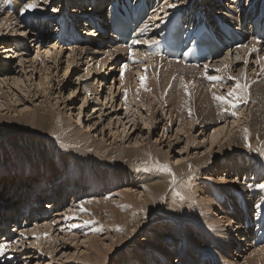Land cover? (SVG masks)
I'll list each match as a JSON object with an SVG mask.
<instances>
[{
  "label": "bare ground",
  "instance_id": "1",
  "mask_svg": "<svg viewBox=\"0 0 264 264\" xmlns=\"http://www.w3.org/2000/svg\"><path fill=\"white\" fill-rule=\"evenodd\" d=\"M7 1L8 0H0V9H1L0 12L3 13V11H4V13L6 15L11 14V17L13 15L16 16V19L18 20L17 22L19 23V25L23 26L22 30H18V31L20 34H22V36H24V38L19 39L18 41L17 40L14 41L15 39H17L19 37L16 34L17 31H15L13 34V37L12 38L9 37L8 40H6V44L3 45L2 49L5 50V52H4L5 55H7L8 53L9 54L11 53L12 55L19 54V51H17V47H20L21 43L28 48H30L32 46L31 43H34L33 47L35 45L39 46V47H37V50H36V51H38V52H36L38 55L41 52L40 51L41 47H46L45 48V51L47 50L46 55H49L51 52H53L51 54L53 56L52 57L53 61H55L54 56L56 57L57 54L62 53L64 50H68L70 53V59L68 60V62L71 64L69 66V63H68V65H67V67L63 73V74H65V76L67 78L66 73L69 72V67H71V65H73L72 64V63H74L73 60L74 61L77 60L76 56H80V55H82L83 52H85L87 58L90 57V62L95 61L92 64V68L90 70H87L85 75L89 76L91 71H93V70L100 73V74H93L94 76L99 75V79H96L97 80V83H96L97 86L92 87V89L88 88L92 82L88 83L90 85H88V84L82 85V83H81V88L82 87L87 88V89H82L84 94H85L84 99H87L88 94L94 95V96L99 95V97H100V94L102 93L103 96H105V101L108 100V102L106 104H109L115 100V98L113 97L112 94H113V90L115 89L114 82L116 80H115V76H114L112 82L108 85V87H106V85L103 83V80H107L108 81L107 84L109 83V80H108L107 74L105 72H102V70L108 65V68H110L109 72L112 71V73H114L113 69L116 68V66H115V63H112V60L118 61L119 58H120V60L122 58L126 59L127 56L123 55V54H130L131 56H136L137 59L139 57H142L144 59L146 58V60L144 62L147 64L145 66H142V67L137 69V71H138V75H136L137 78L135 77L134 79H132V77H131V82H130V80H129V82H125L123 79L120 80L119 85L121 86V89H123L119 95L120 104H122L121 107H126L125 109H127L128 118L132 117V115H130L131 110H129V108H131V105L132 104L137 105V104L142 103V105L138 108L137 111H140V112L142 111V116H143L144 111H148V115L145 117V119H147V117H151V123L146 124L147 120H149V119L145 120L143 123L147 126L152 124V132H150V134L153 135L154 134L153 131L156 130L155 116L153 115L156 107L158 105H160L161 107L164 106V107H162L164 109L166 107L171 106L173 108V110H171L170 116L172 115V113L176 114V118L178 120H180L179 127H181L183 125L179 129H183L185 127V125L193 128L194 122H196V123L199 122L198 126H197L199 129L202 126L206 127L208 125H212V126L214 125L215 126L214 129H216V130H215V133H213V135H216V136H222L223 134H225L226 136L231 135L230 137H226V138H228V140L226 142L227 144H225V145L223 144L224 146L222 148V149L228 150L227 153H231L234 151H247L248 153L250 152V153H252V155L257 157V159H258V157L259 158L261 157L260 155L263 152H260L261 148H259V147L257 148V146L264 147V103H260V102L264 101V85H261L259 82H258V84H260V85L256 84L255 83L256 79H254V78L255 77L261 78L260 77L261 74H264V0H244V2L241 4L242 6L241 5L238 6L236 0H228V3L224 4V6H226V7L220 5L221 0H147L148 10H149L150 14L152 15V17L150 15V20H146L144 25H141L138 27L143 35H140L139 39H137V40H140L142 42H151V45H152L151 47H149L148 43L134 44L133 42H131L127 45H121L120 43H118L117 40L112 38L111 35L105 34L106 36L110 37V38H108L105 35H101L100 33H98V31L96 30V27H95L97 24L95 22L90 21V25H89L88 20H92V19H94V17H90L92 14L89 13V10L92 6H89L88 8H86V4H87L86 0H72L71 2H72L73 6H75V5H76V7L81 6V8L78 11H74V12L71 11L72 14H70L69 10L67 9L68 4L71 2L69 1V3H68L67 0H61L60 3H55V6H56V4H57V6L54 8V10L52 9L49 11V8H48V10H46V11H44V13H42L41 8L37 7L34 11L24 12L23 14H21L22 8H18V4L23 2V1L11 0V4L15 8L12 12H9L6 10L7 9L6 8ZM42 1L43 0H32V2H34V3L38 2V4H39L38 6L42 5ZM111 1L112 0H94V5L97 6V11H99V10L104 11V9L107 8L106 2H108L110 4V3L115 2L116 0H113L112 2ZM164 1H166V2L164 3ZM193 2L195 3V9H194V11H189V9L191 8V3H193ZM223 2H227V0H223ZM43 3H45V2H43ZM173 4L175 5V7H169V5H173ZM83 5H85V6H83ZM83 8H85V12H83V10H82ZM151 8H154V9H151ZM72 10H74V8H72ZM36 11H39V12H36ZM227 11H229V12L226 14L225 12H227ZM32 12H34V13H32ZM198 13H200L201 15L202 14L206 15L205 18L207 20V24H210V23L212 24L210 26V28H218L219 27V25L214 23L216 16H222L225 20L228 21V22H225V24L230 25V26H232V25L238 26L240 23L244 22V24H246V25L244 27H242L241 29H238V31H241L240 36L239 35H237L236 37L234 36V39L235 38H243L244 41L241 44L232 46L233 45V39L230 42H228L227 39L223 40V38L225 37L224 36V29L221 28L219 31H217V34H218L217 43L214 44V46H217L216 49L219 50V52L216 54V56H214V58L212 60H210V58L204 59V58L197 56V60H199L198 63H189V62H187L186 58L179 60L180 61L179 62L178 60L169 59L168 57L165 56V54H159V49L161 48V45L165 41H167V36L172 34V32L170 31V27L172 25H175L176 27L179 28L178 31L175 33L176 37H179V38L182 36L184 30H187L188 33L191 32L192 30L195 31V29L197 28V26L199 24V22L197 21L198 18H196ZM100 14H101V12H97L95 18L98 19V21H100L101 24H103L102 22L104 20L100 16ZM20 15L22 16V19L19 18ZM87 15H89V16H87ZM83 17H85V20H86V21H84L83 26H85V27L89 26L90 31H92L91 32L92 34L89 33L88 34L89 36L81 37V35L77 33V32H80V29L77 28V26H75V25H79L80 24L79 20H81ZM10 21L11 22L7 23V24H9V26L12 24L14 19L12 18ZM178 21H180V22H178ZM128 23H129L128 24L129 26L130 25H133V26L136 25L135 22L131 23L130 21H128ZM73 25L75 26V29L77 31L73 30ZM108 25H109L108 23H104L103 28H105V29L108 28ZM83 26H82V28H83ZM80 28H81V26H80ZM50 29H53V31H51ZM73 31H74V33L77 34V36H76V34L73 33ZM80 33H83V32H80ZM63 34H70V38L68 40H66L65 42L58 39V36L63 35ZM6 35H8V34H6ZM22 36L20 35V37H22ZM29 36H33V37H30V39H31L30 42H29ZM102 36H105V37L102 38ZM86 39H89L87 41L86 45L84 44V45L77 46L78 44L86 41ZM99 39L103 42L101 45L98 44V46L102 50H95L94 48H95V46H97ZM206 40L207 39L199 40L197 48H195V52L197 54H199V52H201L204 49V47L206 46ZM43 41H45V42H43ZM167 42L171 43V44L174 43V41H172V40H169ZM61 44H63V45H61ZM11 45L13 46V48L11 47ZM71 45H73V46H71ZM68 46H70L72 48H65ZM115 46H118V47H115ZM125 46H127V47H125ZM192 46H193L192 43L188 44V49H187L186 53H189L191 51ZM112 47H115L118 50L103 51L106 48H112ZM124 48L131 50V51H134V52H128L127 50H124ZM253 49H255V51H253ZM178 51H180V50H177V52ZM222 52L226 53V55L223 58L220 56L221 55L220 53H222ZM218 54H220L219 57H217ZM240 54H244V55H241L242 57H240ZM233 55H235V58H233ZM98 56H104V58L97 61L96 59ZM17 57H19V58L24 57V59L25 58L29 59L30 55L25 57L24 52H22V54L18 55ZM49 57H51V56H49ZM254 58H256V59H254ZM45 60H48V59H45ZM216 60H218V61H216ZM251 60H254V61L256 60V62H254V61L252 62L253 66L255 64H258L261 66L262 70L260 72H257L258 66L257 67L252 66V68L251 67L249 68V63ZM34 61L36 62V59ZM129 61L131 62L133 60H129ZM184 62H186V63H184ZM1 63L6 64L9 62H8V59L4 58V62H1ZM36 63H38V62H36ZM36 63H34V64H36ZM53 63L49 67L45 66L46 70H48V69L50 70L51 67H53V65H54ZM75 63H76V61H75ZM183 63L186 64V67L182 66ZM200 63H202V64H200ZM209 64H211V65L209 66ZM242 64L244 65V68L240 70L239 75L234 76L232 74L233 73L232 70L236 69L237 66L239 67V65H242ZM21 65L23 66V64H21ZM31 65H33V62L31 63ZM93 65H96V66L93 67ZM205 66H207V67H205ZM71 68H73V66ZM67 69H68V71H67ZM7 70H8V68H7ZM35 70H34V73L37 72ZM46 70L44 71L45 73L47 72ZM217 70H219V71H217ZM250 71H254V72L248 74V72H250ZM163 72L165 73L167 78H175L177 76V74H179V72L183 73L184 75L182 76V78L186 79V77H188V78L193 79L192 84L193 85L195 84L197 87L202 85L201 82L204 79H207L206 76H217L220 79L224 78V82H225V78L226 79L230 78V77L232 78L234 76L232 78V80H234L235 83L232 80L231 81L229 79L226 80L227 83H229L228 81H230V84H232V85H233V83L236 84L237 82H240L241 84H247V85H249V83L251 85L255 83L253 86H251V85L248 86V97H247V102L245 103L246 105L247 104L249 105L246 108H248L247 111H249L248 114H250L251 124H249V126L247 128H245L247 126V125H245L243 127L244 129L236 130L235 133L233 131L236 129L235 127H233V128L231 127L232 130L229 132H228L227 128H226V132H225V127H219V124H221L219 122L220 120L223 121L224 123H226L228 117L229 118L232 117L233 114L230 115V112L232 113V111H230V109H232V108L230 106H227V105H222L213 99V95L216 93V91H215L214 87H207L206 86V83H208V82H206L204 84L205 87H207V88L206 89L204 88V90H206V91L204 92L200 102H196L197 101V99L195 98L196 94H194V92H195L194 88H196V90H197V87H194V88L191 87L190 83L184 84L183 80H181L180 83L175 84V85H170L167 81L165 83H162L159 86H157V84H155L157 86V88L155 86L154 87L152 86L151 89H147V86H145L146 83L143 84V88H138L135 86V84L137 85V82L141 77H144V79H145V77L147 76L148 79H152L156 75L161 74ZM213 72L215 73V75H211ZM21 74H22V72H21ZM33 75L34 74H32L31 76L34 77ZM39 76H40L39 77L40 79H39L38 83H39L40 87L45 86L43 88V92L45 93L49 90L46 88V85H47V84H45L46 80L48 82H51L49 80L54 81L55 79H54V77H53L54 80L51 78H47V77L51 76L50 73H46V76H44V79L46 77L45 81L42 78V74L39 73ZM63 76L64 75H62V78H63ZM65 76H64V79L66 80ZM86 76L83 75L82 79H84V77H86ZM243 76L246 77L244 79L245 81H243ZM249 77H251V79H249ZM27 79H28V76H27ZM3 80L5 81V79H3ZM78 80L80 81L81 78H78L77 81ZM24 81H25V87H26V95L30 96L31 95V89H30V85H28V80L26 81V79L23 81L19 80L17 82L15 81V79H13L12 83L10 84V88H13L12 85L18 86L19 84L24 83ZM218 82H219V80H218ZM59 83L55 84L53 87L59 86ZM34 84H36V83H34ZM3 85H4V83H3ZM225 85H224V87H225ZM141 86H142V84H141ZM218 86H220V85H218ZM222 87H223V85H222ZM234 87H235V85L232 88H234ZM37 88H38V86H37ZM102 88H104V89L106 88V91L104 92L103 91L104 89L101 90ZM192 88L194 90H192ZM232 88L229 90H232ZM207 89H210L211 92H212V89H214L213 90L214 94L211 92H207L208 91ZM216 89H219V88H216ZM223 89L225 90V88H223ZM227 89L228 88H226V90ZM257 89H259V91H256ZM52 90H54V88H52L50 90V92H52ZM78 90H79L78 86L75 89L74 88L71 89L70 96H74ZM229 90H227V91H229ZM56 91H57V94H62L63 90H61V88H59V89H56ZM118 91H119V89H118ZM37 92H39V91H36V94L32 95V97H37L38 96ZM218 93L220 94V92L218 91L216 96H219ZM40 94H42V91ZM125 94H127L126 99H125ZM29 98H31V97H29ZM93 98H95V99H93L94 101L97 100L96 97H93ZM4 99L6 101L7 98H4ZM29 100L31 101V99H29ZM91 100H92V98H91ZM5 101L1 102L0 108L6 107L8 109L10 107L11 103L5 102ZM45 105H46L45 102H41L39 106H36L37 107V108H35L36 110L34 109V111H36V112L35 113L32 112L35 115H32V114L29 115L28 110L27 111L24 110L25 112L22 111V113L28 112V114L22 115L21 117H19L20 115H18L15 118H6V119H8V121L9 120H11V121L17 120V123L20 125L19 127H21V128H24V127L25 128H31V127L37 128L38 127L40 129H42L43 131L49 130V127L47 128V126H50L52 124L54 125V123H52L51 122L52 120L50 121V119H55V120L57 119V121H56L57 129L54 130V127H53L52 130H49L48 132L50 134L52 131L51 134H53V136H57V134L60 133V135L62 137H64V142H65V140H66L65 137L68 138V136H70L67 133L69 126L64 125L63 123L65 121L63 122V120H61L59 118V116H58V118H55L56 114L52 113L48 106H47L48 109H46L44 107ZM241 106L242 105H240L235 110L240 109ZM112 107H113V105L111 106V108ZM15 108L16 107H13V108L10 107V109H13V110H15V112H18L17 108L16 109ZM10 109H8V110L10 111ZM244 109H245V106H244ZM100 110H102V109H100ZM215 112H217V113L219 112L218 116L215 114L216 118H214ZM80 115H82L81 110L78 113L79 121H81ZM4 121H5V119H4ZM60 122H63V123H60ZM130 122L131 121L127 122V124H129ZM135 122L136 121H134V124H135ZM119 123H122L123 127H125L127 125V124L124 125L122 120H121V122L119 121ZM233 123H235V122H233ZM134 124H132L131 127L134 126ZM0 126H1V124H0ZM135 127H137V125ZM7 128H10V127H7ZM237 128H238V126H237ZM240 128H242V127H240ZM245 129H247V132H245ZM69 130L71 131V129H69ZM169 130L170 129H167V131H169ZM143 131H144V129H143ZM181 131L182 130L177 132L178 133L177 135H180ZM232 131H233V133H232ZM124 132L126 134V131H124ZM136 132H137V129L134 130V133L132 135H135ZM35 133L39 134L40 131L35 129ZM14 136H15V134H14ZM49 136L52 137V135H49ZM85 136L86 135L77 136L78 138H76L77 141L80 140L79 142L86 147V149H84V150L81 149L82 147L81 148L79 147L80 149H78V150H80V154L83 156V157H80V159H82L83 163L85 161V163H87V166H90L91 168H94L92 165L93 163H96V165L97 164H99V165L96 166L93 171H91V170L89 171L88 169H84V170H87V172H88L87 174H85V173L83 174V172H84V170H83L79 175L70 174L68 177H66L67 170H71V168H73L72 165L74 164V160H76L77 167L81 164V161L79 160V158H77L78 156L75 153V152L79 153V151H74L72 153L70 151L69 154H67L66 151L61 152L62 149L59 150L61 152V154L58 153V154H60L59 155L60 157L57 154V156L59 157L58 162H55L52 166H53V168L57 166L62 171L63 176L61 178V183L64 186L58 185L56 182H53V184H52V182H50L47 179L51 175L50 169L41 167V174H42L41 188L42 189L40 191L37 189V185H36V188H35L33 193H31L32 189H27L26 194H24V196H21L22 193H20V195L16 194L14 197L5 198L6 204L14 202L13 200L17 199L16 207H14V205H11V206H7L8 208L5 209V205L0 206V234H5L4 236H6V235L11 236L9 229L7 227V224H9L10 221H12L13 224L11 225V223H10L9 228H15L17 226L21 230H26V227L28 224L30 225L33 222L39 221L36 223V226H38L40 223H42V221H43L42 218L44 217L45 213L46 214L51 213V212L57 213V211L62 212L68 206H70L69 210L65 214L63 213L62 215L68 216V214L72 213L74 216H77L75 214L79 213L80 217H84V218L89 217L92 222L94 220V217L95 218L98 217V216H95V213L99 212L101 214H104L103 215L104 219H105V221L106 220L107 221L104 222L103 226L105 229L108 230V233H110L112 235L111 237L115 241V242H113L111 239L112 242L109 243L108 245H107V243H108L107 240L101 241V243L105 247V249L103 251L100 250L98 252V254H95L91 257V260L93 263L95 262L96 264H104L108 258H111L110 257L111 254H115L116 252L121 250L123 247H125L130 241L134 240V238L136 236H138L137 230L141 231L142 229H148L149 226L152 224L154 226V228L152 230L155 231L156 228H158L159 226L161 227V225H164L165 229H164L163 235H161V234L160 235L162 236V238L169 236L170 230H169L168 224L162 223V222H160L158 225L155 224V221L157 219L162 218V217H169V218H173L175 221H179L183 225L188 226L186 231H185V229H180V231L187 236V239L184 238V241L179 243V251H180L179 254L180 255L177 258L176 264H204L206 261H214L215 263H213V264H226L223 261L224 259L226 260L228 258L227 260L233 259V261H238V259H243V257H244V261L242 264H264V189L263 188L261 190H258V191L254 190V191L248 193L247 191L251 190L252 184H245V183L240 182L242 184V186H241V184H239L240 185V188H239L237 183L231 182L232 179H230L229 175H227V171H228L227 169L224 172L225 173V179H222L220 182L218 181L217 184H213V182L212 183L208 182V183L197 184L196 183L197 180L195 181L196 178H194L196 176H193V173L197 172V174H200V173L202 174L204 172V169H206L207 165L209 164L205 157L202 156L201 158H198V159L195 158L191 162L180 163L177 165L175 164V166H173L172 164H174V163H172L171 164L172 166L170 165L171 168H170V172H169V171L163 170V168L161 167V166H166L167 162H171V161H169L170 158H169L168 154L161 153L160 151L156 152L155 150H158V149L150 150L151 147L148 148L147 145L138 146L140 143H138V144L135 143L138 146V148H136V149L135 148H123L124 150L123 149L120 150L122 152L120 154L121 155V157H120L121 162L124 163L122 167H121L122 164H117V162H116L117 160H115V161L113 160L114 162L107 161L110 163V165L107 163V166L111 169V171H110L111 175L110 176H112L113 173H118V174L123 173V168L125 169V167H127L128 169H140L141 168L140 170H142V172H140V173H143V171L148 172V174H146V176L150 175V178L148 180L146 178L147 181L146 182L144 181L143 183H139V181L141 180L140 179L138 181V185L136 186V188H138V190H136V191L134 189H133L134 191H131L132 188L131 189L129 188L130 190L126 189L127 191H131L134 193H130V192L123 193L121 196V202H120V200L118 203H116L115 201L109 202V200H108L107 202L101 201L102 203L99 204L98 202H96L97 200L95 201V199L93 200L92 198L89 199V196L87 195V191L91 187L95 188V189L96 188L100 189L101 185L105 186V184L109 180V178H107L109 175L108 174L109 172L97 173L94 171H99L100 168L103 167L101 165H103L107 160V158H105V154H108L110 156L111 154L115 155V153H117V152H115V150H114V152L108 151L106 153V148H105L106 146L104 148H102V146H100L102 143L100 144V143H98V141L91 142L90 145H87L86 143L88 141H86L87 137H85ZM120 136L121 135H118V137H120ZM127 137L128 136H126V138ZM126 138H124V140ZM179 138H181V137H179ZM13 139H14V137H13ZM59 139H61V137H59ZM92 139L93 138H91V140ZM115 139H117V138H115ZM224 139H225V137H224ZM66 141H70V142H68V144H70L72 140L70 139V140H66ZM77 141H75V143ZM64 142L60 141V144L64 143ZM190 142H191V137H188V143H187L188 148L191 146L189 144ZM72 143H73L72 145L75 144L74 141ZM50 144H53V147H57V149H55L54 151H50V152L56 153V151L59 149V145L57 146V144L53 140H51L49 145H47V146L50 147ZM98 144H100V145H98ZM32 146H34V145H32ZM61 146H63V145H61ZM132 146H133V144H132ZM15 147H13V148H15ZM156 147H160V145L158 144V145H156ZM211 147H213V146H211ZM38 148H40V147H38ZM69 149L70 148H68V150ZM47 150H48V148H47ZM70 150H72V149H70ZM193 150H196V149L193 148ZM219 150L220 149H218V152H219ZM21 153H22V151H21ZM63 153H64V155H63ZM28 154L29 153L26 154V157L28 156ZM49 154L50 153H48L47 155L45 154L42 157L45 158V157L49 156ZM85 155H86V157H84ZM218 155L222 156L221 153L216 152L213 155H209L208 159H216L217 157L219 158L220 156H218ZM225 155L226 154H224L223 156H225ZM83 158H89V159L84 160ZM15 159L16 160L21 159V157L16 154ZM108 159L110 160V159H115V158H112V156H111V158L108 157ZM261 159L264 163V156H263V158L261 157ZM33 161L34 160H31L30 164ZM177 163H179V162L177 161ZM249 164H251V163H249ZM104 166H106V165H104ZM166 168L169 169L167 166H166ZM195 169L197 171H195ZM254 169H255L254 167L252 168V166H250L248 164L241 165L238 162H235V163H233L232 170L228 171V173H230L231 175H234L233 176V177H235L234 179H236V178L238 179V177L240 176L241 173L242 174L246 173L247 176H249V174L252 173L251 176H253L254 172H255ZM22 172H23L22 177L24 179L30 173L36 174L35 171H31L29 169H27V171H22ZM92 172H94V173H92ZM136 173H139V172L137 171ZM256 174H257V172H256ZM100 175L102 177H101V179H99L97 181L96 177H99ZM119 177L121 178V176H119ZM134 177H135V175H134ZM144 177H145V175H144ZM219 177H220V175H219ZM75 178L77 179L78 184L81 185L80 187H78L77 185L76 186L73 185ZM137 178H139V176ZM140 178L143 179V177H140ZM143 180H145V179H143ZM227 180H229L230 183H227L226 185H233L234 184V187H226L224 185L225 183H223V181H227ZM110 181H111V179H110ZM176 181H178V182H176ZM248 181H249V179H248ZM66 182H68V185H66L67 184ZM114 182H116V180H114ZM120 183L124 186L125 185H134V186L136 185L135 184L136 182L130 183V181L125 179V178L121 179ZM27 184H28V186L30 185L29 180H28ZM31 186L33 188L32 184H31ZM195 186L200 187L199 190H201L200 192L203 195L200 198V200L198 199L199 201H196V199L191 200V198L193 199V197L190 198V196H192L191 191L193 190V192H194ZM212 186L215 188L212 189ZM82 187L83 188L86 187L85 193L80 192ZM220 187L228 188V189L226 190V192L220 191L221 193H218L216 191V189H218ZM62 188L64 189L63 192H65L66 194L63 195V197H65V201L60 202L59 198L62 195ZM126 190H122V191H126ZM70 191H73L71 193H73L72 196H74L73 197L74 200L72 203L68 204L67 200L69 201V199L71 197ZM90 191H92V190H90ZM120 193H122V192H120ZM193 195H194V193H193ZM134 198H135V200H134ZM137 198H138V200H136ZM195 198H197V197H195ZM204 198L206 201L203 200ZM130 201L135 202V203L132 204ZM212 201H214L215 204L212 203L211 205L213 207L216 206L217 207V208L215 207L216 209H220V211L217 212L218 215H222V219L220 221L217 218H216V220L214 219V217L216 216L215 214L213 215L214 217H212V213H211V215H209L210 217L207 216L209 214L208 210H211L210 209L211 208L210 202H212ZM18 203H20V206H18L19 205ZM74 207H76L75 208L76 210L72 211L71 209ZM82 208H83V210H80L81 212L77 211V209H82ZM10 211L13 212L12 215L10 214ZM16 211H18L17 217H16V215H14ZM97 215H99V214H97ZM218 215H217V217H218ZM30 216L31 217L33 216L34 219L31 218ZM96 219H95V222H96ZM91 221H90V223H92ZM50 224H48V225L45 224L43 227H41L42 229H46L45 231H42V232L50 233L51 232V225ZM100 224H102V223H100ZM100 226L101 225H99V227ZM99 227H97L98 230L101 229V227L100 228ZM189 227L192 228L193 232H194V235L192 237L188 234L189 233ZM221 228H223V229H221ZM234 228L236 230H234ZM94 230H97V229H94ZM30 231H32V230L30 229ZM30 231H29V233H30ZM176 231L178 232L177 228H176ZM32 232H35V231H32ZM22 233H23V231H22ZM25 233H26V231H25ZM97 233H98V231H97ZM153 233H155V232H153ZM158 233H159V231L156 234H158ZM151 234H152V232H151ZM43 236L45 237V235H42V236H40L39 240H41V238ZM47 236H50V234H48ZM161 236H159V237L161 238ZM86 240L87 239H85V241ZM156 240L158 241L159 239H156ZM8 241L9 240L6 237H4V244L7 243ZM134 242L135 241L129 243L126 246L127 249L125 251L127 253H133L134 252L133 251ZM141 242H143V241H141ZM158 243L159 242H157V244ZM163 243H164V240H163ZM199 243H202V244L204 243V247L202 246L203 248L202 247L198 248ZM83 244L87 245L88 249H97L100 247L98 245L97 238L95 239L94 237H92L91 240H89L88 242L83 243ZM135 245H136V243H135ZM144 245L145 244H143V246ZM193 245H195V247H192ZM215 245H216V248H213V246H215ZM8 246H10V245L8 244ZM140 246H141V244H140ZM181 246H183L182 247L183 249H181ZM187 248H192V249L195 248V250H189V249L186 250ZM156 249H158V247H154V249H151V250H156ZM220 251L223 252V255L220 254ZM184 253H186V254H184ZM139 254L141 255V253H139ZM139 254L137 253L138 256H140ZM186 255H188V256L191 255V257L196 256V257L200 258V260H197V262L193 261V263L190 261L186 262L184 260V258H186L185 257ZM85 258H89V257L86 255ZM203 259H205L204 262L201 261ZM87 260H89V259H87ZM157 260H158L159 264H165L167 261H170V258H167V259H158L157 258L156 261ZM186 260H187V258H186ZM160 261H163V262H160ZM139 263H141V262H139ZM167 264H170V263H167ZM236 264H238V262Z\"/></svg>",
  "mask_w": 264,
  "mask_h": 264
},
{
  "label": "rangeland",
  "instance_id": "2",
  "mask_svg": "<svg viewBox=\"0 0 264 264\" xmlns=\"http://www.w3.org/2000/svg\"><path fill=\"white\" fill-rule=\"evenodd\" d=\"M67 1L69 3V1L71 2L72 0H67ZM8 2H9V0L7 1V5H6L7 9L6 10L9 12H12L15 8L12 4L9 5ZM43 2H45V3H43ZM60 2H61V0H43L42 5H40L38 7H40L41 12L44 13V11L48 10V8H49V11L54 9L57 6V4L55 6V3H60ZM165 2L166 1H164V3ZM24 4H25V1L19 3L18 8H23ZM36 4L39 5L38 2ZM83 6H85V5H83ZM72 8H74V10H72ZM80 8H81V6H77V7H76V5L73 6L72 2L69 3L67 6V9L69 10L70 14H72L71 11H73V12L78 11ZM86 8H87V5H86ZM194 9H195V3L193 2V3H191V8L189 9V11H194ZM82 10H83V12H85V8H83ZM39 11H36V12H39ZM32 13H34V12H32ZM12 18L14 19V21L9 26V24H7V23L11 22L10 20ZM19 18L22 19V16L20 15ZM84 18L85 17H83L81 20H79V23H80L79 25H75V26H77V28L80 29V32H83V33H84V30L86 32V29H85L86 27L83 26L84 20H85ZM17 21L18 20L16 19V16L13 15L11 17V14L6 15L4 13V11H3V13L0 12V80H1L0 81L1 82L0 83V104H1V102L5 101L4 98H7L5 102L11 103L10 107L11 108L16 107L18 110V112H15V110L10 109V107L8 108V109H10V111L6 107H4L5 109L0 108V118H1L0 119L1 120L0 121V124H1V126H0V128H1L0 129V191L2 190V192H3L2 194H0V197L4 194L5 198H7V197L11 198V197H14L16 194L20 195V193H22L21 196H24V194H26L27 189H32L31 193H33L35 188H36V185H37V189L40 191L42 189L41 188V179H42L41 167L50 169L51 175L47 179L50 182H52V184H53V182H56L58 185L64 186L61 183V178L63 176L62 171L57 166L54 168L52 166L55 162H58V158L60 157L59 155L61 154L62 151H64V152L66 151L67 154H69L70 151H71V153L74 151H79V153L78 152H75V153L78 156L77 158H79V160L81 161V164L77 167L76 160H74V164L72 165L73 168H71V170H67L66 177H68L70 174L79 175L84 169H88L89 171L90 170L93 171L94 168L96 166H98L99 164L96 165V163H93L92 165L94 168H91L90 166H87V163H85V161L83 163L82 159H80V157H83V156L80 154V150H78V149H80L82 147L81 149L84 150V149H86V147L79 142L80 140L77 141L76 138H78L77 136H82V135H86L85 136V137H87L86 141H88V142L87 143L85 142V143L87 145H90L91 142L98 141V143H100V144L102 143L101 145L98 144V145L102 146V148H104L106 146L105 147L106 153L108 151L114 152V150H115V152H117V153H115V155L111 154L110 156L108 154H105V158H107V160L105 159L106 164L103 162L104 164L101 165L103 167H101L99 171H94L97 173L109 172L108 177L106 176L107 178H109V180L105 184V186L101 185L100 189H97V188L95 189V188L91 187L87 191V195L89 196V199L90 198H92L93 200L95 199V201L97 200L96 202H98L99 204L102 203L101 201L107 202L108 200H109V202L115 201L116 203H118L119 200L121 202V196L123 193H127V192L134 193L131 191L138 190V188H136V186L138 185V181L140 179L142 181L140 180L139 183H143L144 181L146 182L150 178V175L146 176V174H148V172L143 171V173H140V172H142V170H140L141 168L140 169H128L127 167H125L126 170L123 168V173H119V174L113 173V175L110 176L111 175L110 174L111 169L107 166V163L110 165L109 162H114L115 160H117L116 161L117 164H122L121 165V167H122L124 163L121 162V158H120L121 155L120 154L122 152L120 150H122L123 148H135L136 149V148H138V146H142V145L143 146L147 145L148 148L151 147L150 150L158 149L155 151L156 152L160 151L161 153L168 154L169 158H170V159L169 158L168 159L171 162H167L166 166L169 169L171 168L172 165L175 166V164L177 165L180 163H187V162H191L195 158L198 159V158H201L202 156L205 157L209 163L208 164L209 166L207 165L206 169H204V172L202 174L201 173L197 174V172L193 173V176H196L194 178H196L195 181L197 180V182H196L197 184L208 183V182H210V183L213 182V184H217L218 181L220 182L222 179H225V173L224 172L226 169L228 171L232 170L233 163L238 162L241 165L248 164V165L252 166V168L253 167L255 168L254 169L255 172H254L253 176H251L252 173H250L249 176H247L246 173H243V174L241 173L240 176L238 177V179L237 178L234 179L235 178V177H233L234 175H231L230 173H228V171H227V175H229L230 179H232V181H231L232 183L238 184L239 188H240L239 184H241V183L252 184L251 190L247 191L248 193L252 192L254 190L258 191V190L262 189L259 187V185L264 184V163L261 159V157L263 158V156H264V150H263L264 147L257 146V148L258 147L261 148L260 152H263L260 155L261 157L260 158L258 157V159H257V157L252 155V153L249 152L250 153L249 154L247 151H234L231 153H227L228 150L222 149V148L225 144H227L226 142H227L228 138H226V137H230L231 135H229V136H226L225 134H223L222 136L213 135V133H215V130H216V129H214V127H215L214 125L213 126L208 125L206 127L202 126L199 129L197 127L199 122H197V123L194 122L193 128L185 125V127L183 129H179L183 125L181 127H179L180 120H178L176 118V114L172 113V115L170 116V112H171V110H173V108L171 106L166 107L164 109L162 108L164 106L161 107L160 105H158L156 107L155 112L153 114L155 116L156 130L153 131V133H154L153 135L150 134V132H152V124L147 126L143 123L147 119H149V120H147L146 124L151 123V117H147V119H145V117L148 115V111H144L143 116H142V111L141 112L137 111L138 108L142 105V103L137 104V105L136 104L131 105V108H129V110H131V112H132V113L130 112V115H132V117L128 118L127 109H125L126 107H121L122 104H120V99H119L120 92L123 90V89H121V86L119 85L120 80H121L120 77H121V75H123V80L125 82H129V80L131 82V77H132V79H134L136 77V75H138L137 69L142 67V66H145L147 64L144 62L146 60V58L144 59L142 57H139L137 59L136 56H131L130 54H123V55L127 56L126 59L122 58L120 60V58H119L118 61L112 60V63H115V66H116V68L113 69L114 73H112V71L109 72L110 68H108V65L102 70V72H105L107 74V77L109 80L108 84H107V82H108L107 80H103V83L106 85V87H108V85L112 82L113 77L115 76V80H116L114 82L115 89L113 90V94H112L113 97L115 98V100L109 104H106L108 102V100L105 101V96H103L102 93L100 94V97H99V95L94 96V95L88 94V97H87L88 100H87V99H84L85 94L82 90V89H87V88H83V87L81 88V83H82V85H87L88 83L92 82L91 85L88 84V85H90L88 87L90 89H92V87H94V86L95 87L97 86V84H96L97 80L96 79H99V75L94 76L93 74H100V73L93 70V71H91L89 76L85 75L87 70H90L92 68V64L95 61L90 62V57L87 58L85 52H83L82 55H80V56H76V59H77V60H75L76 63L73 60V62L75 64L72 63L73 65H71V67L73 66V68L69 67V72L66 73V75H67V78H66L65 74H63V73H64V70L66 69V67L69 63L68 60L70 59V53L68 50H64L62 53L57 54L56 57L54 56L55 61H53L52 60L53 56L51 55L53 52H51L49 55H46V53H47V50L45 51L46 47H41V50H40L41 52L38 55L36 53L38 51H36V50H37V47H39V46L35 45L33 47L34 43H31L32 46L30 48H28L21 43L20 44L21 46L17 47V51H19V54L12 55L11 53L10 54L8 53L7 55H5V53H4L5 50L2 49L3 45L6 44V40H8L9 37H11V38L13 37V34L15 31H17L16 34L19 37L17 39H15L14 41H16V40L18 41L19 39L24 38V36H22V34H20L18 31V30H22L23 26L19 25V23ZM80 26H81V28H80ZM82 26H83V28H82ZM50 30L53 31V29H50ZM86 33L89 34L88 32H86ZM6 34H8V35H6ZM20 35L22 37H20ZM30 37H33V36H29V42L31 41ZM43 42H45V41H43ZM100 42L103 43L99 39L98 43L100 44ZM11 47L13 48L12 45H11ZM115 47H118V46H115ZM115 47L106 48L103 51L118 50ZM65 48H72V47L68 46ZM94 49L95 50H102L98 45L95 46ZM124 50H127L128 52H134V51L128 50L126 48H124ZM22 52H24L25 57L30 55V57H29L30 60L28 58L24 59V57H21V58L17 57L18 55H21ZM225 55H226V53H223L221 55V57L223 58ZM241 55H244V54H240V57H242ZM49 56H51V57H49ZM4 58L8 59L9 63H6V64L1 63V62H4ZM103 58H104V56H98L96 60L99 61ZM233 58H235V55H233ZM35 59H36V62H38V63H36L34 61ZM45 59H48V60H45ZM254 59H256V58H254ZM129 60H133V61L130 62ZM216 61H218V60H216ZM253 61L254 60L250 61L249 68L250 67L252 68V66H253L252 62ZM32 62H33V65H31ZM254 62H256V60ZM34 63H36V64H34ZM52 63L54 64L53 67H51L52 70L51 69H50L51 71L49 69L46 70V67H49L50 65H52ZM21 64H23V66ZM70 64L71 63H69V66H70ZM124 64H127L128 67L124 68L123 67ZM210 65L211 64H209V66ZM95 66L96 65H93V67H95ZM182 66L186 67V64L183 63ZM254 66H256V67L258 66L257 72H260L262 70L260 65L255 64ZM7 68H8V70H7ZM243 68H244L243 64L239 65V67L237 66V68H236L237 70L233 69L232 74L234 76L239 75L240 70ZM34 70L37 72L34 73ZM45 70L47 71L46 73H50L52 76V77L50 76L47 78L53 79V77H54V79H55V80L53 79L54 81L48 79L52 83L48 82L46 80V77L44 79V76H46V73L44 72ZM20 71L22 72V74ZM67 71H68V69H67ZM38 72L40 74H42V78L44 79V81L46 80V83H45V84H47L46 88L49 90L45 93L43 92V88L45 86L40 87V85L38 83L39 79H40ZM252 72H254V71H250V72H248V74H250ZM32 74H34L33 75L34 77L31 76ZM62 75L65 76L66 80L64 79V76L62 78ZM83 75L86 76V77H84L85 80L82 79ZM183 75H184L183 73L179 72V74H177V76L175 78H167V76L163 72L161 74L156 75L152 79H148L146 76L143 84L146 83L145 86H147V89H151L152 86L153 87L155 86L157 88V86L161 85L162 83H165L166 81L170 85H175V84L180 83L181 80H183L184 84L190 83L191 87H193V88L197 87L195 84L194 85L192 84L193 79L188 78V77H186V79H184V78H182ZM211 75H215V73L213 72ZM27 76H28V79H27ZM260 77L261 78H259V77L254 78V79H256L255 83L258 84V82H259L261 85H264V74H261ZM78 78H81L80 81L78 80L79 82L77 81ZM232 78L230 77L227 79H229L231 81ZM245 78L246 77L243 76V81H245L244 80ZM3 79H5V81ZM13 79H15L16 82L19 80L20 81L21 80L23 81L25 79H26V81L28 80V85H30V89H31V95L30 96L26 95L25 81H24V83H21L18 86L12 85L13 88H10V84L12 83ZM227 79L225 78V82H224V78L223 79L219 78V82L218 81H209L208 79H204L201 82L202 85L197 87V90H196V88H194L195 92H196V93L194 92V94H196V97H195L197 99L196 102L201 101V98H202L204 92L206 91V90H204V88L206 89L207 87H214L215 91H216L215 95H217V92L219 91L220 92V94L218 93L219 96H226L227 93L229 91H231L229 89H231L235 85L234 80H232V81H234V83L232 85V84H230V81H228L229 83L226 82ZM249 79H251V77H249ZM206 82H208V83H206ZM3 83H4V85H3ZM34 83H36V84H34ZM58 83H59V86L53 87L55 84H58ZM205 83H206L207 87H205V85H204ZM224 83L225 84L227 83L226 84L227 86ZM141 84H142V82L139 79L137 82V85L135 84V86L138 88H143V86H141ZM155 84H157V86ZM254 84L251 85L249 83L248 86H250V85L253 86ZM260 84H258V85H260ZM36 85L38 86V88ZM218 85H220V86H218ZM222 85H223V87H222ZM224 85H225V87H224ZM77 86H78L79 90L75 93L74 96H70L71 89H73V88L75 89V88H77ZM51 87L54 88V90H52V92H50V90L52 89ZM59 88H61V90H63L62 94H57L58 90L56 91V89H59ZM193 88H192V90H194ZM216 88H219V89H216ZM223 88H225V90ZM226 88H228L227 90H229V91H227ZM103 89L104 88H102L101 90H103ZM118 89H119V91H118ZM207 90H208L207 92H211L210 89H207ZM213 90L214 89H212L211 93H213ZM36 91H39L40 93L42 91V94L37 92L38 96L32 97V95L36 94ZM103 91L105 92L106 88ZM256 91H259V89H257ZM29 97H31V98H29ZM93 97H96L97 100L94 101L93 99H95V98H93ZM91 98H92V100H91ZM29 99H31V101ZM229 99H231V97ZM41 102H45L46 105L44 107L46 109H48L47 108V106H48L50 108V111L52 113L56 114V117L54 116L55 118H58V116H59V118L61 120H63V122L65 121L64 123L63 122H60V123H63L64 125L69 126L67 133L70 136H68V138L65 137V139L66 140L71 139L72 141L70 144H68V142H70V141L65 140V142H64V137H62L60 135V133L57 134V136H53V134H51L52 133V131H51V133L49 134L48 131L52 130L53 127H54V130L57 129V127H56L57 119L56 120L50 119V121L52 120L51 122L54 123V125L51 123L52 125L47 126V128L49 127V130L47 129L48 131H43L42 129H40L38 127L37 128L36 127L21 128V127H19L20 125L17 123V120H15V121L9 120L8 121V119H6V118H15L18 115H20L19 117H21L22 115L28 114V112H29V115L30 114L35 115L32 112H34V113L36 112V111H34V109L37 108L36 106H39ZM260 103H264V101H262ZM244 104L243 103L241 104L242 106L240 109H237V110L234 109L235 111L233 110V108L230 109V111H232V113L230 112V115L233 114V112H235L236 116L232 115V117H230V118L228 117L226 123H224L223 121L220 120L219 122L222 125L218 123L219 127H225V132H226V128L228 129V132H229L232 130L233 127H235L236 129L233 130L234 133L236 130L244 129L243 127L245 125H247L245 127V128H247L249 126V124H251L250 114H248L249 111H247L248 108H246L249 105L248 104L244 105ZM112 105H113V107L111 108ZM244 106H245V109H244ZM100 109H102V110H100ZM24 110L25 111L28 110V112L22 113V111H24ZM80 110L82 112V115H80L81 121H79V117H78V113L80 112ZM218 113L217 112L214 113V118H216V115L218 116ZM3 118L5 119V121ZM121 120H122L124 125L127 124V122H129V121H131V122L129 124H127L125 127H123L122 123H119V121L121 122ZM133 120L136 121L135 124L137 125V127H135L136 125L134 124ZM233 122H235V123L237 122V123L235 124ZM132 124H134V126L131 127ZM237 126L239 129L237 128ZM5 127L6 128L10 127V128L6 129ZM240 127H242V128H240ZM35 129L39 130L40 133L39 134L35 133ZM69 129H71V131ZM135 129H137V132L135 135H132L134 133ZM143 129H144V131H143ZM167 129H170V130L167 131ZM180 130H182L181 134L177 135L178 134L177 132H179ZM124 131H126V134ZM233 131H232V133H233ZM14 134H15V136H14ZM48 134L52 135V137L49 136ZM118 135H121V136L118 137ZM126 136H128V137L126 138ZM13 137H14V139H13ZM59 137H61V139H59ZM179 137H181V138H179ZM188 137H191V142L189 143L191 146L189 148H188V144H187L188 143ZM224 137H225V139H224ZM91 138H93V139L91 140ZM115 138H117V139H115ZM124 138H126V139L124 140ZM51 140L55 141L57 146L59 145V149L56 151V153H52L50 151H54L55 149H57V147H53V144H50L51 148L47 146V145H49ZM60 141L64 142V143L60 144ZM73 141H74V143H75V141H77L75 144L76 145L78 144V145L76 146L74 144L76 147L74 145H72ZM135 143L136 144L140 143V144L137 146ZM132 144H133V146L134 145L135 146L133 147ZM158 144L160 145V147H156V145H158ZM32 145H34V146H32ZM61 145H63V146H61ZM12 146L13 147L16 146V147L13 148ZM211 146H213V147H211ZM38 147H40V148H38ZM47 148H48V150H47ZM68 148H70L72 150H70V149L68 150ZM193 148L196 150H193ZM218 149H220L219 152H218ZM59 150H61V152ZM21 151H22V153H21ZM216 152L221 153L222 156L218 155V156H220L219 158L217 157L216 159H208L209 155H213ZM27 153H29V154L26 157ZM48 153H50L49 156H47L45 158L42 157L45 154L47 155ZM58 153H60V154H58ZM16 154L21 157V159H17L18 161L15 159ZM57 154L59 157L57 156ZM224 154H226V155L223 156ZM63 155H64V153H63ZM111 156H112V158H115V159L109 160L108 157L111 158ZM84 157H86V155ZM83 159L87 160L89 158H83ZM31 160H34V161L30 164ZM107 161H109V162H107ZM177 161L179 163H177ZM172 163H174V164H172ZM249 163H251V164H249ZM104 165H106V166H104ZM168 165L169 166L171 165V166L169 167ZM27 169H29L31 171H35L36 174L30 173L24 179L22 177V173H23L22 171H27ZM137 171L139 173H136ZM195 171H197V170L195 169ZM94 172H92V173H94ZM256 172H257V174H256ZM84 173L87 174L88 173L87 170H84L83 174ZM133 174L135 175V177ZM144 175H145V177H144ZM219 175H220V177H219ZM119 176H121V178ZM138 176H139V178H137ZM99 177H96L97 181L99 179H101L102 176L100 175ZM140 177H143V179H145V180H143ZM123 178L129 180L130 183L136 182L135 183L136 185L135 186L134 185H125V186L122 185L120 183V180ZM146 178H147V180H146ZM110 179H111V181H110ZM248 179H249V181H248ZM28 180H29V184H30L29 186L27 184ZM114 180H116V182H114ZM228 181L229 180L223 181V183H225L224 185L226 187H234V184L233 185H226L227 183H230V181L229 182ZM176 182H178V181H176ZM66 183H67L66 185H68V182H66ZM31 184L33 185V188L31 186ZM73 185H75V186L77 185L78 187L81 186L80 184H78L76 178L74 179ZM241 186H242V184H241ZM197 187L198 186H195L196 191L195 190H194V192H193V190L191 191L192 196H190V198L193 197V199L191 198V200L196 199V201H199L200 198L203 196L202 193L200 192L201 190H199L200 187H198V188ZM85 188L86 187H84V188L82 187L80 192L85 193ZM129 188L130 189L132 188L131 191L126 190V189L130 190ZM214 188L215 187L212 186V189H214ZM218 189H216V191L218 193H221L224 191L226 192V190L228 188L220 187ZM90 190H92V191H90ZM122 190H126V191H122ZM63 191H64V189L62 188V195L59 198L60 202L65 201V197H63V195H65L66 193ZM71 192H73V191H70V193ZM120 192H122V193H120ZM193 193H194V195H193ZM72 194L73 193H71V197H70L69 201L67 200L68 204L72 203L74 200L73 199L74 196H72ZM195 197H197V198H195ZM134 200H135V198H134ZM136 200H138V198ZM203 200H205V198ZM13 201L14 202H11L9 204L8 203L6 204V202L0 201L1 202L0 206L5 205V209L8 208L7 206H11V205H14V207H16L17 199L13 200ZM131 203L134 204L135 202H131ZM212 203H214V201L210 202V205ZM18 204H19L18 206H20V203H18ZM215 207H213L211 205V208H210L211 210H208L209 214L207 216L210 217L209 215H211V213H212V217H214L213 215L215 214L216 216L214 217V219L216 220V218H217L220 221L222 219V215H218V213H217L220 211V209H216L217 207L216 208ZM69 208H70V206H68L62 212L57 211V213H53V212L47 213V214L45 213L44 217L42 218V220H43L42 223H40L38 226H36V223L39 221L33 222L30 225L28 224L26 227V230H21L17 226L15 228H9L10 223H11V225L13 224L12 221H10V223L7 224V227L9 229L11 236L10 235L4 236L5 234H0V239H1L0 243L4 244V237H6L9 240L6 244L10 245L5 250L4 255L0 256V264H96L95 262L94 263L92 262L91 257L95 254H98V252L100 250L103 251L105 249V247L102 245L101 241L107 240V242H108L107 245L109 243H111L112 241L115 242L113 240V238L111 237L112 235L110 233H108V230L105 229L103 226L104 222H106L107 220L105 221L104 216H103L104 214H101L99 212L95 213V216H98V217H96L97 219L94 217L93 222L90 220L89 217L88 218L87 217L86 218L80 217L79 213L75 214L78 217L74 216L72 213L68 214V216L62 215L63 213L65 214L69 210ZM75 208L76 207L72 208L71 210L74 211V210H76ZM80 210L81 209H77V211H80ZM12 213L13 212L10 211L11 215H12ZM97 214H99V215H97ZM14 215H16V217H17L18 211H16ZM217 215H218V217H217ZM33 216L32 217L30 216V217L34 219ZM95 219H96V222H95ZM85 221H87L88 223L86 224ZM90 221L92 223H90ZM99 222L102 224H100ZM160 222L168 224L169 230H170L169 236L164 237L165 239L162 238V236H161V235H163V232L165 229L164 225H161V227L159 226L158 228L155 229V231L152 230L154 228V226L152 224L149 226L148 229H142L141 231L137 230L138 236H136L134 238V240L129 242V243H131V242L135 241L134 242V248H133L134 254L133 253H127L125 251L127 249L126 246L129 244L128 243L125 247H123L121 250H119L115 254H111L110 255L111 258H108L104 264H153V263L159 264L158 260L156 261L157 258L158 259L170 258V261H167L165 264H167V263L176 264L177 258L180 255L179 254L180 253L179 243L183 242L184 238L187 239V236L184 233H182L180 231V229H185V231H186L188 226L183 225L179 221H175L173 218H169V217L159 218L155 221V224L158 225ZM45 224L51 225V232L50 233L42 232V231L46 230V229L41 228ZM74 224L78 225V227H70V225H74ZM99 225H101L100 226L101 229L98 230L97 227H99ZM175 227L178 229V232L176 231ZM30 229L32 231H35V232L30 231ZM94 229H97V230H94ZM221 229H223V228H221ZM234 230H236V229L234 228ZM22 231H23V233H22ZM25 231H26V233H25ZM29 231H30V233H29ZM97 231H98V233H97ZM158 231H159V233L156 234ZM151 232H152V234H151ZM153 232H155V233H153ZM48 234H50V236H47ZM188 234L191 237L194 235L193 229L190 227H189V233ZM42 235H45V237L43 236L41 238V240H39L40 236H42ZM159 236H161V238ZM92 237H94L95 239L97 238V240H98V245L100 246L99 248H97L98 250L97 249H88L87 245L83 244V243H86L89 240H91ZM85 239H87V240L85 241ZM111 239H112V241H111ZM156 239H159V240L157 241ZM163 240H164V243H163ZM141 241H143L144 243ZM157 242H159V243L157 244ZM135 243H136V245H135ZM140 244L142 247L140 246ZM143 244H145V245L147 244L146 245L147 247L145 245L143 246ZM153 244L154 245L156 244V245L154 246ZM202 246L204 247V243L203 244L199 243L198 248L202 247ZM149 247L151 249H154V247H158V249L151 250ZM182 247L183 246H181V249H183ZM192 247H195V245H193ZM213 248H216V245L213 246ZM188 249L189 250H195V248L194 249L187 248L186 250H188ZM137 253L138 254L141 253V255L139 254L140 256H138ZM184 254H186V253H184ZM220 254L223 255V252L220 251ZM86 255L89 258H85ZM185 257L187 258V260H186V258H184V260L186 262L190 261L193 263V261L197 262V260H200V258H198L196 256L191 257V255H189V256L186 255ZM87 259H89V260H87ZM227 259L223 260L226 264H236L237 262H238V264H242L244 261V257H243V259H238V261H233V259H230V260H227ZM201 261L204 262L205 259H203ZM139 262H141V263H139ZM160 262H163V261H160ZM213 263H215V262L214 261H206L204 264H213Z\"/></svg>",
  "mask_w": 264,
  "mask_h": 264
},
{
  "label": "snow or ice",
  "instance_id": "3",
  "mask_svg": "<svg viewBox=\"0 0 264 264\" xmlns=\"http://www.w3.org/2000/svg\"><path fill=\"white\" fill-rule=\"evenodd\" d=\"M37 7H38V5L34 2H32V0H25V4L21 10V14H23L24 12H28V11H34ZM169 7H175V5L174 4L169 5ZM133 43L134 44L148 43L149 47L152 46L151 42H142L140 40H134ZM253 51H255V49H253ZM123 67L127 68L128 65L124 64ZM205 67H207V66H205ZM217 71H219V70H217ZM120 78L123 79V75H121ZM206 78L209 81H218L219 80V77H217V76H206ZM140 79H141L142 86H143L144 77H141ZM229 97H231V99H229ZM247 97H248V85L247 84H241L240 82H237L235 84V87L232 88V90L229 91L226 96H216L215 94L213 95L214 100H216L217 102H219L222 105L230 106L233 109L238 108L242 103H246ZM126 98H127V94H125V99ZM233 115H236V113L233 112ZM245 132H247V129H245ZM161 167L163 168V170L170 172V169H167L166 166H161ZM259 187L264 188V184H260ZM81 210H83V208ZM85 223L87 224L88 222L85 221ZM70 227H78V225L74 224V225H70ZM7 248H8V245L6 243L0 244V256L4 255V252Z\"/></svg>",
  "mask_w": 264,
  "mask_h": 264
}]
</instances>
